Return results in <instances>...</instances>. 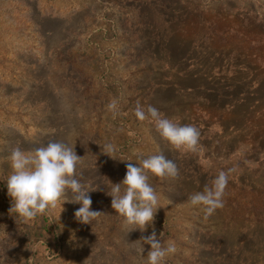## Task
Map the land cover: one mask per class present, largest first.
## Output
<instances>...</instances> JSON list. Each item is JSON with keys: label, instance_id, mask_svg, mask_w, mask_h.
Masks as SVG:
<instances>
[{"label": "rangeland", "instance_id": "1", "mask_svg": "<svg viewBox=\"0 0 264 264\" xmlns=\"http://www.w3.org/2000/svg\"><path fill=\"white\" fill-rule=\"evenodd\" d=\"M187 1L0 0V264H147L151 246L140 239L153 231L177 249L163 264H264V211L247 203L251 186L264 180V129L247 123V113L264 110V66L244 49L220 55L204 31L185 36ZM208 2L222 7L229 25L264 13V0ZM47 20L62 31L48 37ZM113 100L115 118L106 108ZM137 102L196 125V150L174 147L154 122L139 121ZM247 137L258 150L245 142L229 152ZM53 140L75 148L83 157L78 178L98 189L90 192L92 209L104 214L92 225L76 220L80 204L62 201L27 222L9 212L11 150ZM158 153L179 175L149 173L161 208L145 232H129L106 193L128 163ZM230 168L222 208L206 215L191 205L189 196Z\"/></svg>", "mask_w": 264, "mask_h": 264}, {"label": "clouds", "instance_id": "2", "mask_svg": "<svg viewBox=\"0 0 264 264\" xmlns=\"http://www.w3.org/2000/svg\"><path fill=\"white\" fill-rule=\"evenodd\" d=\"M106 108L115 118L117 102H109ZM134 114L141 122H154L160 136L176 148L194 151L199 145L201 132L194 124L174 122L155 106L148 105L145 109L139 102ZM103 148L109 156L114 151L111 144L104 145ZM9 160L12 173L7 178L6 186L13 202L9 212H15L25 222L50 211L61 201L63 205H81L74 215L82 224L92 225L94 220L104 214L92 209L90 192L98 189L78 178L81 175L78 167L83 157L77 155L75 148L68 144L53 140L46 146L28 152L15 147L11 150ZM126 168L122 182L112 183L106 194L112 198L111 207L115 213L124 218L126 226H131L129 232L139 229L143 233L153 224L156 213L161 208L158 193L149 183V173L160 178H176L179 170L176 163L163 153L138 157V162L128 163ZM234 171L235 168L219 171L210 186L205 185L203 191L189 196L191 205L203 206L202 210L206 215L222 208L229 177ZM140 241L151 246L147 251V264H163L168 256L177 251L174 242L168 241L165 246L155 231L151 235L142 236ZM140 251L145 252V248L142 247Z\"/></svg>", "mask_w": 264, "mask_h": 264}, {"label": "trees", "instance_id": "3", "mask_svg": "<svg viewBox=\"0 0 264 264\" xmlns=\"http://www.w3.org/2000/svg\"><path fill=\"white\" fill-rule=\"evenodd\" d=\"M193 1L194 0L187 1L190 10L183 21L186 23V27L183 29L185 36L191 37L194 36L193 34H200L199 31H204L205 38L210 40L209 47L219 48L220 55L223 56L222 53H225L228 48L233 51L228 53L229 57L232 53L237 54L241 49H244L249 58L254 59L256 63H260L264 66V13L255 12L245 14L240 19L238 18L239 20L237 22L229 25L221 12V6L216 8L212 7L208 2L209 0ZM197 1H202L203 4L201 5V3L199 4ZM230 1L245 3L248 0H214L218 5L229 4ZM203 6L207 7V9H205L206 12L201 10ZM45 23L46 24L41 25V28L45 34L49 35L48 37H52V34H55L58 30L62 31L59 25L53 23L49 24L48 20ZM213 110L215 109L208 108L210 112H213ZM262 111L264 110L247 113V117L249 118L247 119V123H251V126H255L257 129H259V127L264 129V123H261V125L259 123L262 122L260 117L264 116ZM217 112H219V110H216V113ZM245 142H252L249 143L250 151L259 149L258 143L254 142L252 137H247L244 142L238 143L239 147L237 144L236 149L230 148L229 152L231 150H238ZM242 190L243 189H240V191ZM251 191L252 195L247 199V203L251 204L253 213L262 214L263 212L261 211H264V202H260V199H264V180L253 184L251 186Z\"/></svg>", "mask_w": 264, "mask_h": 264}]
</instances>
